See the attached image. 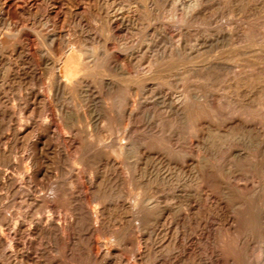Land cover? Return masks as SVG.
I'll list each match as a JSON object with an SVG mask.
<instances>
[{
  "label": "bare ground",
  "instance_id": "bare-ground-1",
  "mask_svg": "<svg viewBox=\"0 0 264 264\" xmlns=\"http://www.w3.org/2000/svg\"><path fill=\"white\" fill-rule=\"evenodd\" d=\"M132 1L135 3V0ZM251 1L252 0H250V2ZM136 2L141 9H138V6H133L132 2L127 3L125 0H108L102 2L101 9L99 10H92V8L89 7L88 13L91 14L94 21H100L104 27L110 28L115 31V33H121L126 29L131 30V32H139L144 27V21L151 22L152 20H160L165 17L173 30L183 36L189 30L187 25L193 21H203L207 9L209 8L205 6V0H173L172 5L170 4V7L168 9L166 8L164 11H162L163 9H160L162 3L161 0H137ZM212 5V9L217 12L220 6V0H214ZM165 6L166 5L163 7L165 8ZM85 8L88 9L87 7ZM180 12L182 15H179ZM86 14L87 13H85V15ZM54 18L55 17H53V20ZM82 22L83 21L79 18L78 25H81ZM82 26H84L82 29L88 33L87 39L82 37L66 39L59 46L58 41L60 35L58 36V33H51L49 31L51 33L49 35V40L52 48L47 50V58L46 56L45 58H42V55H38V52H35L36 50L33 48L35 45L33 47L32 44L28 45L29 40L26 43L27 39L25 40V33L22 32L21 29L13 31L12 38L14 39L10 42H8L6 37L11 36V34L4 33L1 30L4 34L0 33V55L11 50V52L17 53L15 56H18L16 57L18 60L14 63V69H16V72H10L12 71L11 65L5 64L0 67V77H2V80L5 82L8 79L10 80L9 77H11L13 82L18 84V89L21 88L23 91L24 88L25 90L23 94H20L19 96L17 95L18 97H16V99H18V103L12 104V108H10L8 106L10 102L6 99L8 97H5L3 85L0 84V118L3 120L8 118L5 126H1L0 124V129L3 130V132L0 133V264H264V258L260 262L261 255H256L258 252H253L251 248L255 236H258L256 235L257 227L259 225L260 227L264 225V184L256 181L249 182L248 180L244 182L243 179L246 180L244 176H242L243 182L240 183V181H235L234 179H231L232 176L230 177L228 173L224 172L225 168L223 166H219L220 168H218L220 169L219 180V177L216 174V164L208 163L206 160L204 161V159L200 157L201 154H197L196 156L193 155L194 152H196L195 146L196 150L201 148L199 142L194 141L193 138L199 136L198 125L203 122L201 115L206 111L204 109L205 100L203 101L202 93L200 94L196 90L193 94L195 100H192V98L189 97V95H192L191 90H189L191 87H188V89L186 88V90L184 87V90H181L179 93H170L169 98L163 99L162 102L165 111L168 114H177V116L178 114L180 116L188 114L186 117L189 122V140L187 142V147L183 148L185 149L184 155L191 154L194 157L190 161V174L187 173L184 166L178 164L179 161L177 163L174 162L173 155L177 154H174V151L169 147H165L164 149L162 146L164 150L161 152L163 153L164 151L167 155H171L170 157L172 160L171 158H153L149 153L150 151L146 150V146L142 148L145 143L138 142L137 140L132 143V150H136L137 152V149L141 150L142 148L143 152L140 157L126 155V150L122 146L124 144L120 145L117 141H114L111 147L108 145L109 149H106L107 146L102 147V144L100 145L102 137L105 138V134L103 135L104 128L105 126L110 125L109 123L108 125H105L106 121L111 122V124L113 122L114 124L116 119H123L122 116L126 113H128V117L132 118L133 115L135 117L137 116L136 111L140 104L137 106L135 100L130 101V95L132 94L131 88L123 86L124 83L122 84L121 81V83L117 81L116 76L115 78L105 76L125 71L121 63L123 59L121 53L116 50L117 48L114 47L115 45H110L109 39L100 38L97 40L98 42H103L101 48L99 47L98 50L97 45L94 43L97 39L96 34L93 32L94 29L92 30L86 24ZM25 27L27 26L25 25ZM32 27L33 26H31V28ZM159 29H161L162 33H160V35L163 37V34L165 33L163 32L162 26H160ZM26 33L28 32L26 31ZM80 33L82 34L83 30H80ZM116 38L117 35L115 34V39ZM40 39L42 38L40 37ZM224 39L223 41L225 42ZM253 39L254 38H252V40ZM260 39L261 37L259 38V41ZM194 40L196 42L195 49L189 46L186 42L187 40L184 38L176 41V44L167 42L165 38L163 40L164 43H159V41L157 42L154 40L152 43L147 44L146 49L142 52L143 54L138 56L135 63L133 61L135 71H130L128 73L131 74L133 72L134 76L144 83L141 88L139 87L142 92L155 89L159 90L160 86L158 83L156 84L155 79L158 80L160 77H173L180 81L184 75L193 74L199 80L204 79V77L207 76H205V71L207 69L213 65L217 66L218 63L220 64V57L217 53L209 55L210 52H213L219 47V36L217 34L216 39L211 41L203 35ZM23 42H25V45L27 46L26 48L24 47ZM249 42L250 41H248V43ZM30 43L32 42H29V44ZM244 43L246 44V42ZM250 43L253 44L246 45L244 48L245 50L242 52L243 54L246 52L249 53V50H253V52L255 50L256 53L264 52V41H260V43ZM99 45H101V43ZM231 48L228 47L229 50ZM223 49L225 50V48ZM146 51L150 53V57L143 61L144 53H146ZM244 56L246 57V55ZM29 64L31 67L33 66V70L31 69V71L26 70L30 67H28ZM44 64L52 78L50 80L47 77L50 81L43 83L41 85L42 88L39 90L36 89L37 83L35 82V79H41L39 75L42 74L43 71L39 72L36 67ZM237 65L235 66L237 67ZM90 71H94L93 73H96L95 71H97L99 73H104V75L99 76L97 79L95 77L92 78L89 76ZM120 75H118L117 78H119ZM123 76L124 75H122V77ZM122 77L121 79H123ZM253 77L255 76H252L251 78L248 77V75H243L241 79L237 81L235 79V82L231 81L233 83H231L230 86L226 85L228 87L227 89L230 90V88H234V90L239 89L242 91L246 89L252 91L261 90L262 83H264V75H258V77L255 78ZM128 78L131 77L128 76ZM135 81L137 80L135 79ZM129 85L131 86V84ZM16 86L17 85H15V88ZM94 89H98L100 93H105L106 95L108 94L111 96L108 97L110 100H107V97L101 95L92 99ZM227 89L225 88V91ZM259 92L260 91H258L257 94L261 95ZM250 93L252 92L247 94L251 95ZM205 94L208 95L207 93H204V96ZM236 94L234 93V97ZM229 95L231 94L229 93ZM59 99L65 101L60 107L57 106L56 103ZM236 100L238 101L239 99ZM247 101L243 102L245 103ZM252 103L254 104L253 101ZM252 103L248 102V104ZM262 103L259 102L258 106ZM68 104H71L72 106L70 107ZM128 104L132 105L130 106V110L127 109ZM214 104L216 105V103ZM16 107H19V111L16 110ZM44 108H47L48 112L45 113ZM261 108L264 109V107ZM258 109L260 108L258 107ZM18 112L20 115L16 116ZM95 112L97 113L95 114L96 117H93L92 114ZM259 112L261 114V109ZM88 116L92 118V121L88 120ZM173 117H175V115ZM259 118L260 117L257 119ZM161 120L163 119L161 118ZM262 120H264V118ZM135 122L134 124H136ZM129 123H131L130 120ZM121 124L124 123L122 122ZM115 125L117 124L115 123ZM166 125H168L167 122ZM124 126L126 127V122L123 127ZM123 127L119 123V126H114L113 129L116 128L118 133ZM108 129L111 130V128ZM135 129H137L136 126ZM245 129L247 128L245 127ZM166 131L168 130L166 129ZM212 132L210 131V133ZM216 132L217 133L212 134L213 139L210 145L222 146L220 142L227 137V134L223 135L224 132L222 134H220V132L218 133V131ZM120 133L122 134V132ZM227 133L229 134V132ZM234 134L235 132L233 131V135ZM251 134L250 136H252ZM111 135H114V131ZM175 136L177 137V135ZM207 136L208 135H206V137ZM111 137L113 138V136ZM118 137L119 136H117V138ZM136 139L139 138L137 137ZM144 139H147V137ZM159 139H161V137ZM168 141L169 143L173 142L172 136H169ZM251 144H253V142ZM255 144H258L259 147H263L264 139L258 138L257 143L255 142ZM174 147L175 145H173L172 148ZM217 149L218 148L216 147L215 150ZM177 150L178 149H176V151ZM259 153L261 152L259 151ZM247 154L239 159L236 158L237 160L233 159L234 157L232 158L231 156L230 159L227 157H225V159L220 158V165L229 164L230 169H232L238 162H240L254 170H264V154L263 156L255 157ZM236 157H238V155ZM248 173H250V171ZM229 174H231V172ZM209 182L220 184V204L216 203L213 206L211 205L212 207L209 209L214 210L213 212L216 211L220 216V229L223 228L225 230V236H227L234 251L225 252L222 244L223 242L220 241V251L215 247V252H196L195 250V252H186L187 250L183 245L182 252H170L171 247L170 242H168L170 240L167 239L169 237V231L162 228L159 224L160 222L158 223V216L169 211L170 204L166 205L168 202L166 203L163 201L166 204L161 205V199L158 200V198L155 197V193H157L158 190L154 193L153 188L159 184H168L170 187L172 186L174 191H179L186 195L185 193H188L186 187L188 185L195 186L193 194L190 193L194 200L192 202L188 201L184 206L181 204L183 210H179V208L178 210L179 214H181L180 211H183V214L181 215V220L183 222L186 223L187 219L189 220L191 216L195 219V232L198 234L196 236L198 242H196L198 244L202 242L205 233L206 206L202 202L203 195L205 194V187L203 185ZM167 187L168 186H166V188ZM136 188L137 190L139 188H144V191L146 192L144 194L145 196L143 194L144 197L136 195L134 193ZM133 189L135 190L133 191ZM163 195L166 194L164 193ZM208 211L210 213L212 212L210 210ZM133 221H135V225L131 228L130 224ZM185 228L186 227H184V229ZM190 237V233L185 236V240L188 244ZM182 238L183 236L181 239ZM113 244H116L117 247H115L116 250L114 252H111L107 248L108 245L111 246Z\"/></svg>",
  "mask_w": 264,
  "mask_h": 264
},
{
  "label": "rangeland",
  "instance_id": "rangeland-1",
  "mask_svg": "<svg viewBox=\"0 0 264 264\" xmlns=\"http://www.w3.org/2000/svg\"><path fill=\"white\" fill-rule=\"evenodd\" d=\"M28 1V2H27ZM45 1V2H44ZM108 0H0V31L2 30L4 33H9L11 34V36L6 37L8 39V42L12 41L14 38H12L13 36V31H16L17 29H21L22 32L25 33L24 37L26 40V43L28 41V45L32 44V47L35 45H37L36 47L34 46L33 48L36 50L35 52H38V55H42V58L46 56V58L48 57L47 53L49 49L52 48V45L50 43L49 40V35L52 32L58 33L59 37V41H58V46L61 45L63 43L64 40L66 39H76L78 37H82L87 39V35L88 33L82 29V25H87L88 27H90L93 32L96 34L97 39L94 42L99 50V47L101 48L103 42L101 41H97L100 38L101 39H109V43L111 46L115 45L114 47H116L123 59L121 61L122 66L124 67L125 71L122 73H114V74H109V75H105V76H110L115 78L116 76V80L117 81H121L122 84L124 83L123 86H125L126 88H131L132 89V94L131 96V100L133 101L135 100L138 106V109L136 111L137 116L134 117V115L131 117H128V113H126L124 116H122L123 119L119 120V119H114V124L112 122H107L105 123V125L108 123L110 125L105 126L104 128V133L103 135L105 136L102 137L101 141H100V145L102 144V147H106V149H109V147L112 146V144L114 143V141H117L120 145H122L125 150H126V155L128 156H132L133 155L140 157L142 156V148H146L147 151H150V155L153 156V158H171V155H167L166 153L161 152L162 150L166 148H170L174 151V154L176 153L177 155H173L174 158V162H178L179 165L184 166V168L186 169L187 173L190 174L191 171V166H190V161L194 158L191 154H186L185 153V149L183 147H187V142H188V133H189V122L187 120L186 115L188 116V114L186 115H179L177 116V114H168L165 111V107L163 106V99H167L169 98L170 93H179L181 92V90H184L183 88L185 87L189 90H191V94L189 95V97L192 98V100H195V98H193V94L194 92H199L202 97H203V101H204V109L206 111H204V113H202V123H200L198 125L199 127V136L198 137H194V141H198L199 142V146L201 147L200 149L196 150V146H195V151L194 152V156H196L197 154H201L200 157H202L204 159V161L206 160V162L208 163H214L216 164V174L219 177L220 180V168L219 166H223L224 168V172L228 173V175L231 177V179H234L235 181H240L241 182H246L247 180L249 182L251 181H256V182H261L264 184V170H254L253 168H250L248 166H245V164L238 162L236 164V170L235 167L230 169V165L229 164H222L220 165V158H241L244 157L247 153L251 156H263L264 154V146L263 147H259L258 144H255V142L257 143V139L261 138L264 139V120H262L264 118V109L261 107H264V92H263V88H264V83H262V87L260 88L261 90L259 93L257 94L258 91H252L249 89L246 90H234V88H230L227 89V86H230L231 83L235 82L234 80L236 79L239 80L244 76L251 77L255 76L258 77L259 76H263L264 75V52H257L254 50H249V53H245L243 54L242 52L245 50L244 48L246 47V45H250L253 43L250 42H259L260 41H264V0H252L250 2V0H220V6L217 12L214 11V9H212L213 7V2L214 0H205L204 4L205 6L208 8L207 9V13L205 15V17L203 18V21H193L190 22L187 27H189V30L186 32L185 35H180L179 33L175 32L173 30V28L170 26L168 20H166L167 18H163L160 20H152L151 22H147L144 21V27L141 31H137V32H131V30H124L121 33H115V31L111 30L110 28H106L104 27V25L100 22V21H94V19L92 18L91 14L88 13L89 7L92 8V10H96V9H101L102 6V2H105ZM127 3L132 2V5L134 6H138V9H141V7L139 6V4L136 2L137 0L134 1L132 0H125ZM187 1V0H185ZM248 1V2H247ZM254 1V2H253ZM263 1V2H262ZM32 2V3H31ZM161 7L160 9H163L162 11H164L166 8L168 9L170 7V4L172 5L173 0H161ZM258 4H256V3ZM85 3V4H84ZM167 3V4H166ZM207 3V4H206ZM237 3V4H236ZM253 3V4H251ZM263 3V4H262ZM32 4V5H31ZM210 4V5H209ZM240 4V5H239ZM255 4V5H254ZM262 4V5H261ZM164 5L165 8L163 7ZM254 5V6H253ZM5 7V8H4ZM28 7V8H27ZM75 7V8H74ZM85 7H87L88 9H86ZM163 7V8H162ZM261 7V8H260ZM90 8V9H91ZM94 8V9H93ZM224 8V9H223ZM84 9V10H83ZM211 11H210V10ZM232 9V10H231ZM63 10V11H62ZM230 10V11H229ZM5 11V12H4ZM33 11V12H32ZM42 11V12H41ZM49 11V12H48ZM73 11V12H72ZM75 11V13H74ZM85 11V12H83ZM215 13H214V12ZM9 12V14H8ZM39 14H38V13ZM2 13V14H1ZM28 13V14H27ZM50 13V15H49ZM71 13V14H70ZM77 13V14H76ZM79 13V14H78ZM85 13H87L85 15ZM214 13V14H213ZM4 14V15H3ZM11 14V16H10ZM82 14V15H81ZM8 15V16H7ZM73 15V16H72ZM179 15H182L181 12ZM209 17H208V16ZM254 15V16H253ZM13 16V17H12ZM34 16V17H33ZM77 18H76V17ZM89 18H87V17ZM5 17V18H4ZM16 19H15V18ZM37 17V18H36ZM53 17L54 20H53ZM85 17V18H84ZM179 18H181L180 16H178ZM2 18V19H1ZM13 18V19H12ZM33 18V19H32ZM74 18V19H73ZM79 18L81 19L82 24L78 25V20ZM91 18V20H90ZM32 19V20H31ZM64 19V20H63ZM69 19V20H68ZM84 19V20H83ZM165 19V20H164ZM205 19V20H204ZM41 20V21H40ZM47 20V21H46ZM68 20V21H67ZM74 20V21H73ZM88 20V21H86ZM90 20V21H89ZM14 21V22H13ZM18 21V22H17ZM22 21V22H21ZM39 21V22H38ZM71 21V22H70ZM76 21V22H75ZM86 23H85V22ZM154 21V22H153ZM159 21V22H158ZM161 21V22H160ZM166 21V22H165ZM244 21V22H243ZM12 22V23H11ZM16 22V23H15ZM34 22V23H33ZM98 22V23H96ZM199 22V23H197ZM215 22V24H214ZM6 23V24H5ZM11 23V24H10ZM26 23V24H25ZM73 23V24H72ZM75 23V24H74ZM85 23V24H84ZM101 23V25H100ZM168 23V24H167ZM9 24V25H8ZM94 24V25H93ZM150 24V25H149ZM2 25V26H1ZM25 25L27 27H25ZM78 25V26H77ZM103 25V26H102ZM162 26L163 28V32L165 34H163L162 36L165 38V40L167 42H170L172 44H176L179 39L184 38L185 40H187L186 42L189 44V46H191L192 48H196V42L194 39H197L199 37H201L202 35L205 36L206 38L209 39V41L216 39V35L218 34L219 36V47L216 48L213 52H210L209 55H214V54H218L219 61L220 64L218 66H212L209 69H207L205 71V76L204 79H198L196 78V76H194L193 74H187L186 76L184 75V77L179 81L176 78L173 77H160L158 80L155 79L156 84L158 83V85L160 86L159 90L155 89V90H150V91H141V87L144 85V83L142 81H139V79L137 77L134 76V73L130 74L128 72L130 71H135L134 68V64L133 61L135 63V60H137L138 56L142 55L144 52V50L147 47L148 43H152V41L156 40L157 42L159 41V43H164V38L161 37L160 33H162L161 29H159L160 26ZM216 25V26H215ZM31 26H33L31 28ZM191 26V27H190ZM35 27V28H34ZM78 29H77V28ZM99 27V28H98ZM149 29H148V28ZM250 27V28H249ZM31 28V29H30ZM37 28V29H36ZM56 28V29H55ZM72 28V29H71ZM98 28V29H97ZM102 28V30H101ZM105 28V30H104ZM155 28V29H154ZM9 29V30H8ZM27 29V30H26ZM30 29V30H29ZM51 29V30H50ZM36 30V31H35ZM45 30V31H44ZM58 30V31H57ZM80 30H83V33H80ZM97 30V31H95ZM99 30V32H98ZM150 30V31H149ZM155 30V31H153ZM158 30V31H157ZM172 30V31H171ZM218 30V31H217ZM231 30V32H230ZM259 30V31H257ZM263 30V31H261ZM0 33H3V32ZM26 31L28 33H26ZM51 33H50V32ZM61 31V32H59ZM69 31V32H68ZM72 31V32H71ZM108 31V32H107ZM167 31V33H166ZM174 31V32H173ZM34 32V33H33ZM46 32V33H45ZM63 32V33H62ZM76 32V34H75ZM105 32V33H104ZM110 32V33H109ZM114 32V33H112ZM3 33V34H4ZM80 33V34H79ZM123 33V34H122ZM137 33V34H136ZM152 33V34H151ZM176 33V34H175ZM202 35H201V34ZM27 34V35H26ZM44 34V35H43ZM71 34V35H69ZM74 34V35H72ZM79 34V35H77ZM99 34V35H98ZM107 34V35H105ZM114 34V35H113ZM115 34L117 35V40L115 39ZM151 34V35H150ZM169 34V35H168ZM206 34V35H205ZM239 34V35H238ZM243 34V35H242ZM259 34V35H258ZM30 35V37H29ZM153 35V36H152ZM178 35V36H177ZM180 35V36H179ZM198 35V36H197ZM254 35V36H253ZM32 36V37H31ZM36 36V37H35ZM39 36V37H38ZM63 36V37H62ZM69 36V37H68ZM84 36V37H83ZM110 36V37H109ZM147 36V37H146ZM150 36V38H149ZM169 36V37H168ZM173 36V37H172ZM237 36V37H235ZM27 37V38H26ZM34 37V38H33ZM40 37L42 39H40ZM114 37V38H113ZM120 37V38H119ZM243 37V38H242ZM261 37L260 41L259 38ZM119 38V39H118ZM149 38V40H148ZM154 38V39H153ZM170 38V39H169ZM225 38V39H224ZM252 38H254L252 40ZM257 38V39H256ZM11 39V40H10ZM40 39V40H39ZM177 39V40H176ZM223 39L225 40V42L223 41ZM263 39V40H262ZM119 40V41H118ZM148 40V41H147ZM239 40V42H238ZM258 40V41H257ZM45 45H44V42ZM175 41V43H174ZM189 41V42H188ZM248 41H250L248 43ZM29 42H32L29 44ZM41 42V43H40ZM98 42V43H97ZM245 45H243L242 43ZM246 42V44L244 43ZM34 43V44H33ZM39 43V44H38ZM92 43V42H91ZM101 43V45H99ZM195 43V44H194ZM42 44V45H41ZM117 44V45H116ZM122 44V45H121ZM193 44V45H192ZM24 47L26 48L27 46L25 45V42H23ZM44 45V46H43ZM120 45V46H119ZM129 45V46H128ZM48 46V47H47ZM123 48H122V47ZM243 46V47H242ZM231 48L230 50L228 49ZM241 47V48H240ZM121 48V49H120ZM225 48V50L223 49ZM219 49V50H218ZM227 49V50H226ZM242 49V50H241ZM40 50V51H39ZM128 50V51H127ZM127 51V52H126ZM218 51V52H216ZM134 52V53H133ZM138 52V53H137ZM239 54H237V53ZM252 52V53H251ZM7 53V54H6ZM43 53V54H42ZM251 53V54H250ZM263 53V54H262ZM11 54V55H10ZM149 54V55H148ZM17 53L15 52H11V50H8L6 52H4V54L2 53V55H0V67H2L5 64H10L12 71L10 72H16L14 69L15 68V61L18 60V56ZM132 55V58H131ZM246 55V57L244 56ZM251 55V56H250ZM257 55V56H256ZM4 56V57H3ZM10 56V57H9ZM130 56V57H129ZM254 56V57H253ZM3 57V58H2ZM9 57V59H8ZM12 57V58H11ZM150 57V53L146 51V53H144V57H143V61H145L146 59H148ZM15 60H14V59ZM128 58V59H127ZM131 58V59H130ZM12 59V60H11ZM9 62H8V61ZM11 60V61H10ZM244 60V61H243ZM247 60V61H245ZM250 62H249V61ZM5 61V62H4ZM7 61V62H6ZM130 61V63H129ZM13 64V65H12ZM130 68H129V65ZM238 64V65H237ZM244 64V65H243ZM254 64V65H253ZM237 65V67L235 66ZM248 65V66H247ZM30 66V67H29ZM43 66V67H42ZM45 66V67H44ZM242 66V67H241ZM245 66V67H244ZM29 68H27V71H31V69L33 70V66L31 67V65H28ZM42 67V68H41ZM133 67V68H132ZM260 67V68H259ZM35 68V67H34ZM37 70L40 72H42V74H40L39 76L41 77V79H35L36 81V89L42 88L41 85L43 83H46L47 81L49 82L52 78V76H50L51 74L47 71V67L46 65H40L38 67H36ZM42 70H41V69ZM258 70V71H257ZM48 73V74H46ZM92 72V73H91ZM94 71H90L89 72V76L90 77H95L96 79L99 78V76H103L104 73H99L97 71H95L96 73H93ZM215 72V74H214ZM245 74H244V73ZM125 73V74H124ZM129 75H128V74ZM240 73V74H239ZM259 73V74H258ZM97 74V75H96ZM121 74V75H120ZM242 74V76H241ZM250 74V76H249ZM119 76V78H117ZM122 75H124L122 77ZM126 75V76H125ZM239 75V76H238ZM98 76V77H97ZM128 76H130L131 78H128ZM193 76V77H191ZM50 79H48V78ZM121 77L123 79H121ZM127 77V78H126ZM218 77V78H217ZM238 77V78H237ZM253 77V78H255ZM10 80L8 79L6 82L2 80V77H0V84L3 85V92L5 97L7 100H9L10 104L8 105L10 108H12V104H17L18 103V99H16V97H18L20 94L24 93V88L23 91L21 88H17L19 87L17 83L13 82V80L11 79V77H9ZM133 78V79H132ZM132 79V80H131ZM135 79L137 81H135ZM123 80V81H122ZM131 80V81H130ZM44 81V82H43ZM203 81V82H202ZM233 81V82H231ZM120 82V83H121ZM128 82V83H126ZM130 82V83H129ZM132 82V83H131ZM160 82V83H159ZM12 83V84H10ZM14 83V84H13ZM41 83V84H40ZM199 83V84H198ZM9 84V85H8ZM126 84H131L132 88L130 85H126ZM161 84V85H160ZM194 84V85H193ZM203 84V85H202ZM229 84V85H228ZM15 85L16 88H15ZM39 85V86H38ZM140 85V86H139ZM187 85V86H186ZM227 85V86H226ZM6 86V87H5ZM136 86V87H135ZM8 87V88H7ZM12 87V88H11ZM14 87V88H13ZM140 87V88H139ZM138 88V89H137ZM158 88V87H157ZM204 88V89H203ZM225 88L227 89L225 91ZM15 89V90H14ZM233 89V90H232ZM204 90V91H203ZM229 90V91H228ZM139 91V92H138ZM160 91V92H159ZM236 94L234 97V93ZM236 91V92H235ZM245 91V92H244ZM247 91V92H246ZM20 92V93H18ZM94 94L92 95V99L93 98H97L100 95L107 97V100H110L111 97L108 94L106 95L105 93H100L98 89H94ZM169 92V93H168ZM228 92V93H227ZM241 92V93H240ZM249 92L251 95L247 94ZM263 92V93H262ZM135 93V94H134ZM204 93H207L208 95ZM229 93L231 95H229ZM190 94V93H189ZM233 94V95H232ZM244 94V95H243ZM15 95V96H14ZM18 95V96H17ZM217 95V96H216ZM238 95V96H237ZM242 95V96H240ZM213 96V97H212ZM226 96V97H225ZM247 98H246V97ZM252 96V97H251ZM261 96V97H260ZM220 97V98H219ZM224 97V98H223ZM231 97V98H230ZM240 97V98H238ZM255 97V98H254ZM257 97V99H256ZM13 98V99H12ZM217 98V99H216ZM228 98V99H227ZM235 100H233V99ZM263 98V99H262ZM210 99V100H209ZM220 99V100H219ZM227 99V100H226ZM230 99V100H229ZM232 99V100H231ZM236 99H239L238 101ZM244 99V100H243ZM246 99V100H245ZM253 99V100H252ZM259 99V101H258ZM261 99V100H260ZM13 100V101H12ZM215 100V101H214ZM249 100V101H247ZM254 102V104L252 103V101ZM257 100V101H256ZM12 101V103H11ZM60 101V102H59ZM142 101V102H141ZM144 101V102H143ZM213 101V103H212ZM232 101V102H231ZM236 101V103H235ZM240 101V102H239ZM243 101H247V102H243ZM16 102V103H15ZM63 102H65L63 99H59L57 100V106H62ZM67 102V101H66ZM141 102V103H140ZM206 102V103H205ZM211 102V104H210ZM242 102V103H241ZM252 103V104H248ZM256 102V103H255ZM262 103L261 105L258 106V104ZM216 103V105L214 104ZM233 103V104H232ZM238 103V104H237ZM240 103V105H239ZM245 105H244V104ZM143 104V105H142ZM153 104V105H152ZM160 104V105H159ZM210 106H208V105ZM243 104V106H242ZM248 104V105H246ZM146 105V106H145ZM236 105V106H235ZM254 105V106H252ZM257 105V106H256ZM68 106H72L71 104H68ZM130 104H128L127 109L130 110ZM145 106V107H144ZM150 106V107H149ZM206 106V107H205ZM240 106V107H239ZM242 106V108H241ZM142 107V108H140ZM144 107V108H143ZM148 107V108H147ZM212 107V108H211ZM256 107V108H255ZM258 107L261 109V114H260V109H258ZM250 108V109H249ZM142 109V110H141ZM214 109V110H213ZM238 109V110H237ZM16 110L19 111V107H16ZM46 110V111H45ZM142 112H141V111ZM144 110V112H143ZM148 110V111H147ZM150 110V111H149ZM236 110V111H234ZM154 111V112H153ZM240 111V112H239ZM44 112H48L47 108H44ZM146 112V113H145ZM148 112V113H147ZM206 112V114H205ZM238 112V113H237ZM135 113V115H136ZM143 113V115H142ZM162 113V114H161ZM209 113V114H208ZM245 113V114H244ZM97 114L96 112L93 115V117H96ZM141 114V115H140ZM19 112L16 114V116H19ZM90 115V114H89ZM95 115V116H94ZM175 115V117H173ZM260 115V116H259ZM262 115V116H261ZM91 116V115H90ZM90 116H88V120L92 121L90 118ZM168 116V117H167ZM183 116V117H182ZM260 117L259 119H257L258 117ZM153 117V118H152ZM207 117V118H206ZM134 118V120H133ZM137 118V119H136ZM161 118L163 120H161ZM181 118V120H180ZM206 118V119H205ZM262 118V119H261ZM8 119V118H7ZM7 119L3 120L2 118H0V124L1 126H5L7 124ZM131 121V123H129V120ZM159 119V120H158ZM175 119V120H174ZM178 119V120H177ZM128 120V121H126ZM168 120V121H166ZM174 120V121H173ZM239 120V121H238ZM260 122H259V121ZM124 124H121L122 122ZM138 121V122H135ZM165 121V122H164ZM244 121V122H242ZM258 121V122H257ZM120 125L123 127V125H125L126 122V127L122 128L120 130V132H122V134L118 131H116V128L113 129L114 126H119ZM134 122L136 124H134ZM164 122V123H163ZM166 122L168 125H166ZM179 122V123H178ZM256 122V123H255ZM115 123L117 125H115ZM260 123V124H259ZM130 124V125H129ZM173 124V125H172ZM178 124V125H177ZM94 125V124H92ZM134 125V127H133ZM149 127H148V126ZM188 125V127H187ZM247 129H245V127ZM250 125V126H249ZM252 125V126H251ZM259 128H258V126ZM112 126V127H109ZM129 126V127H128ZM131 126V127H130ZM135 126L137 129H135ZM210 126V127H209ZM255 126V127H253ZM94 127V126H93ZM169 127V129H168ZM176 127V128H175ZM228 127V128H227ZM253 127V128H251ZM108 128H111L108 129ZM132 128V129H131ZM139 128V129H138ZM142 128V129H141ZM149 128V129H148ZM210 128V129H208ZM214 128V129H213ZM107 129V131H106ZM126 129V130H125ZM165 129V130H164ZM166 129L168 131H166ZM179 129V130H178ZM216 129V130H215ZM246 131H245V130ZM123 130V131H122ZM145 130V131H143ZM147 130V131H146ZM172 130V131H171ZM188 130V131H187ZM227 130V131H226ZM232 130V131H231ZM239 130V131H238ZM243 130V131H242ZM251 130V131H250ZM253 130V131H252ZM259 130V131H258ZM114 131V135H111V133ZM134 131V132H133ZM136 131V132H135ZM160 131V132H159ZM176 131V132H174ZM201 131V132H200ZM210 131L212 133H210ZM216 131H218V133L220 132V134L226 135L227 137L224 138V140L222 139V142H220L222 144L221 145H215L218 149H216L215 146L210 145L212 143V139L213 136L212 134L217 133ZM222 131V132H221ZM233 131L235 132V134L233 135ZM248 131V132H247ZM3 130L0 129V133H2ZM147 132V133H146ZM184 132V133H183ZM209 132V134H208ZM229 132V134L227 133ZM231 132V133H230ZM250 132V133H249ZM260 132H261V136H260ZM131 133V134H130ZM135 133V134H134ZM151 133V134H149ZM163 133V135H162ZM165 133V134H164ZM206 133V134H205ZM249 133V134H248ZM252 133V134H251ZM161 136H160V135ZM172 134V135H171ZM185 137H184V135ZM250 134L253 136H250ZM256 136H254V135ZM125 135V136H124ZM128 135V136H127ZM144 135V136H143ZM158 135V136H156ZM177 135V137L175 136ZM206 135H208L206 137ZM210 135V136H209ZM233 135V136H232ZM258 135V136H257ZM107 136V137H106ZM109 136V137H108ZM113 136V138L111 137ZM117 136H119L117 138ZM123 136V137H122ZM130 136V138H129ZM135 136V137H134ZM153 136V137H152ZM165 136V137H164ZM169 136L173 138V142L169 143ZM230 136V138H229ZM260 136V137H259ZM139 139H136V138ZM142 139H141V138ZM147 139H144L146 138ZM161 137V139L159 138ZM182 137V138H181ZM247 137V138H246ZM258 137V138H257ZM120 138V139H119ZM130 140H129V139ZM168 138V139H167ZM185 138V139H184ZM211 140H210V139ZM176 139V140H175ZM256 141H255V140ZM138 142H144L145 145L140 149H137L133 151L132 148V143L135 141ZM143 140V141H142ZM175 140V141H174ZM203 141V142H202ZM250 141V142H249ZM255 141V142H254ZM162 142H166L165 145ZM205 142V143H204ZM253 142V144H251ZM130 143V144H128ZM151 143V144H150ZM169 143V144H168ZM173 143V144H172ZM179 143V144H178ZM181 143V144H180ZM208 143V144H206ZM228 143V145H227ZM230 143V144H229ZM128 144V145H127ZM224 144V145H223ZM108 145H110L108 147ZM153 145V146H152ZM167 145V146H166ZM171 145V146H170ZM173 145H175L174 148ZM209 145V146H208ZM226 145V146H225ZM253 145V146H252ZM137 146V145H136ZM150 146V147H149ZM157 146V147H156ZM163 146V148H162ZM178 146V147H177ZM177 147V148H176ZM212 147V148H209ZM220 147V148H219ZM127 148V149H126ZM139 148V147H137ZM178 149L176 151V149ZM215 148V149H214ZM222 148V149H221ZM154 149V150H153ZM182 151H181V150ZM207 149V150H206ZM221 149V150H220ZM243 149V150H242ZM256 149V150H255ZM132 150V151H131ZM199 150V151H198ZM226 150V151H225ZM262 153H259V151ZM263 150V151H262ZM201 151V152H200ZM229 151V152H228ZM244 151V152H241ZM246 151V152H245ZM250 151V152H248ZM131 152V153H129ZM135 152V153H134ZM155 152V153H154ZM228 152V154H227ZM253 152V153H252ZM182 154V155H181ZM240 154V155H239ZM243 154V155H241ZM247 154V155H248ZM253 154V155H252ZM155 155V156H154ZM238 155V157H236ZM159 156V157H157ZM166 156V157H165ZM168 156V157H167ZM180 156V157H178ZM231 156V157H230ZM210 158V159H209ZM176 159V160H175ZM187 159V160H186ZM189 159V161H188ZM209 159V160H208ZM228 159V160H229ZM172 160V158H171ZM237 160V159H236ZM182 161V162H181ZM186 162V163H185ZM218 164V165H217ZM227 165V166H226ZM244 165V166H243ZM190 166V167H189ZM218 166V167H217ZM229 166V167H228ZM227 168V169H226ZM239 172H238V169ZM230 169V170H229ZM228 170V171H227ZM234 170V171H233ZM242 170V171H241ZM237 171V172H236ZM250 171V173H248ZM231 172V174H229ZM234 172V173H233ZM242 172V173H241ZM244 172V174H243ZM258 173V174H257ZM235 174V175H234ZM238 174V175H236ZM242 174V175H241ZM252 174V175H251ZM187 175V174H186ZM247 177H246V176ZM235 176V177H234ZM238 176V177H236ZM246 178L243 179V177ZM242 177V178H241ZM259 177V178H258ZM188 178V177H187ZM258 178V179H257ZM243 179V181H242ZM261 179V180H259ZM210 183V182H209ZM206 183L205 185H203L205 188V194L203 195V203L206 206V215H205V233L203 235V240L201 243H198V240L196 239V236L198 235L197 232H195V226H196V221L195 219L191 216V218L187 221V226L186 223L183 222L181 220V215L183 214V211H180L181 214H179V210H183V206L188 203V201L192 202L194 200V198L192 197L193 194V189H194V185H188L187 188V192L185 193L186 195H184V193H181L179 191H174L172 186L170 187L168 184H159L158 186H156L154 189V193H155V197L158 198V200L161 201V205H169L170 210L164 212L163 214H161L160 216H158V223L160 224V226L162 228H164L165 230L169 231V237L167 239H169L170 241V252H182L183 248L182 246L184 245L186 248V252H215V247L218 248V250L220 251V241L223 242V246L225 249V252H233V246H231V244L229 243V240L227 238V236H225V230L222 228L220 229V216L218 215V213L212 209H209L210 207H212L214 204L219 203L220 204V184L219 183H215V182H211L210 184ZM217 184V186H216ZM212 185V186H211ZM162 186V187H161ZM166 186H168L166 188ZM211 186V187H210ZM170 187V188H169ZM159 188V189H158ZM161 188H165V189H161ZM207 188V189H206ZM210 188V189H209ZM152 189V190H153ZM156 189V191H155ZM172 189V190H171ZM191 191H190V190ZM215 189V190H214ZM217 189V190H216ZM135 189H133L134 191ZM160 190V192H159ZM144 188H139L137 190L134 191V193L136 195H138L139 197H142L146 192L144 191ZM167 191V192H166ZM207 191V192H206ZM139 192V193H138ZM163 192V193H161ZM173 192V193H172ZM215 192V193H214ZM166 195H163V194ZM179 193V194H178ZM190 193H192L190 195ZM212 193V194H211ZM218 193V194H217ZM143 194V195H142ZM157 194V195H156ZM160 194V195H159ZM174 194V195H172ZM184 196H183V195ZM211 194V195H208ZM217 194V195H216ZM181 195V196H180ZM209 197H208V196ZM213 195V196H212ZM145 196V195H144ZM143 196V197H144ZM160 196V197H159ZM163 196V197H162ZM183 196V197H182ZM186 196V197H185ZM190 198H189V197ZM212 196V197H211ZM162 197V198H161ZM166 197V198H165ZM188 197V198H187ZM206 197V198H205ZM208 197V198H207ZM211 197V198H210ZM187 198V199H186ZM216 198V199H215ZM205 199V200H204ZM185 200V201H184ZM207 200V201H206ZM166 203H164V202ZM183 201V202H181ZM214 201V202H213ZM206 202V203H205ZM225 202V201H224ZM184 203V204H183ZM172 204V205H171ZM181 204L183 206H181ZM182 207L180 208L179 207ZM210 205V206H209ZM212 205V206H211ZM173 207V208H171ZM179 208V210H178ZM208 208V209H207ZM173 209V210H172ZM175 210V212H174ZM178 210V211H177ZM208 210L212 211L211 214ZM263 210H264V205H263ZM208 211V212H207ZM174 214V215H173ZM215 214V215H214ZM168 217H167V216ZM213 215V216H212ZM176 217V218H175ZM216 218V219H215ZM161 219V220H160ZM180 219V220H179ZM194 220V221H193ZM177 221V222H176ZM182 221V222H181ZM208 221V224H207ZM218 221V222H217ZM219 223V224H218ZM184 224V225H183ZM189 224V225H188ZM191 224V225H190ZM207 224V225H206ZM216 224V225H215ZM135 225V221H133L130 224V227L133 228ZM180 225V226H179ZM193 225V226H192ZM264 226V225H263ZM263 226L260 227V225L257 227V232L255 236V240L252 242L251 244V248L253 250V252H258L256 255L260 254V262L261 260H263L264 258V230H263ZM184 227H186L184 229ZM263 227V228H262ZM216 229V230H215ZM263 231H261V230ZM171 230V231H170ZM176 230V231H175ZM178 230V231H177ZM186 231V232H185ZM171 232V233H170ZM195 232V233H194ZM207 232V233H206ZM260 232V234H259ZM174 233V234H173ZM189 235V233L191 234L190 240H189V244L188 242H186L185 240V236L187 234ZM172 234V235H170ZM184 234V235H183ZM195 234V236H194ZM183 236V238L181 239V237ZM207 235V236H206ZM216 235V236H215ZM260 235V236H259ZM194 236V237H193ZM206 237V238H205ZM226 239H225V238ZM194 239V240H193ZM173 240V241H172ZM214 240V241H213ZM183 241V242H182ZM197 241V242H196ZM205 241V242H204ZM216 241V242H215ZM261 241V242H260ZM186 242V243H184ZM196 242V243H195ZM175 243V244H174ZM212 243V244H211ZM214 243V244H213ZM256 243V244H255ZM262 243V244H260ZM197 244V247H196ZM227 246H226V245ZM230 244V245H229ZM193 245V246H192ZM175 246V247H174ZM187 246V247H186ZM191 246V247H190ZM202 246V247H201ZM214 246V247H213ZM254 246V247H253ZM262 248H261V247ZM117 245L113 244V245H108V250H110L111 252H114L116 250ZM256 247V248H255ZM192 248V249H191ZM196 248V249H194ZM200 248V249H198ZM202 248V249H201ZM174 249V251H173ZM189 249V250H188ZM191 249V250H190ZM263 249V250H262ZM195 250V251H194ZM258 250V251H257ZM262 253V254H261ZM258 264V263H257ZM262 264V263H259Z\"/></svg>",
  "mask_w": 264,
  "mask_h": 264
}]
</instances>
